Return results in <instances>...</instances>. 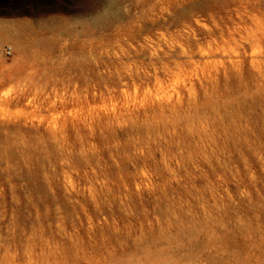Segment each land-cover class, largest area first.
<instances>
[{"label": "rangeland", "instance_id": "1", "mask_svg": "<svg viewBox=\"0 0 264 264\" xmlns=\"http://www.w3.org/2000/svg\"><path fill=\"white\" fill-rule=\"evenodd\" d=\"M0 264H264V0H0Z\"/></svg>", "mask_w": 264, "mask_h": 264}, {"label": "built area", "instance_id": "2", "mask_svg": "<svg viewBox=\"0 0 264 264\" xmlns=\"http://www.w3.org/2000/svg\"><path fill=\"white\" fill-rule=\"evenodd\" d=\"M5 54H6L7 56H10V55L12 54V49H11V47H6V49H5Z\"/></svg>", "mask_w": 264, "mask_h": 264}]
</instances>
